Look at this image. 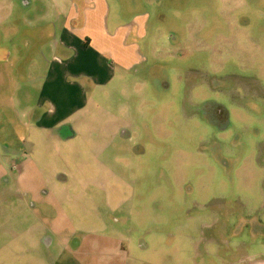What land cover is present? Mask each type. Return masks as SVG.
<instances>
[{
  "label": "rangeland",
  "instance_id": "rangeland-1",
  "mask_svg": "<svg viewBox=\"0 0 264 264\" xmlns=\"http://www.w3.org/2000/svg\"><path fill=\"white\" fill-rule=\"evenodd\" d=\"M24 1L0 0V264H81V238L107 264H264V0L134 4L144 61L54 132Z\"/></svg>",
  "mask_w": 264,
  "mask_h": 264
},
{
  "label": "crops",
  "instance_id": "crops-1",
  "mask_svg": "<svg viewBox=\"0 0 264 264\" xmlns=\"http://www.w3.org/2000/svg\"><path fill=\"white\" fill-rule=\"evenodd\" d=\"M143 1L38 0L37 5H45L46 11L34 14L29 21L35 28V38H47L48 42L41 46L44 61L30 65L31 69L41 65L46 68L35 83L40 86L35 107L43 111L35 121L38 128L54 132L76 118L87 117L89 106L98 105L101 96L97 95L128 84L125 74L145 59L140 44L148 35L153 15L149 10L131 11L134 4ZM159 28L154 24V34ZM16 76L10 78L18 80ZM35 107L30 105L25 112L32 114ZM72 241L73 237L68 243ZM53 242L54 238H42L46 246ZM102 246L96 238H81L73 252L81 264H98L99 258L107 264V254L100 253Z\"/></svg>",
  "mask_w": 264,
  "mask_h": 264
},
{
  "label": "trees",
  "instance_id": "trees-1",
  "mask_svg": "<svg viewBox=\"0 0 264 264\" xmlns=\"http://www.w3.org/2000/svg\"><path fill=\"white\" fill-rule=\"evenodd\" d=\"M87 43H85V45H86Z\"/></svg>",
  "mask_w": 264,
  "mask_h": 264
}]
</instances>
